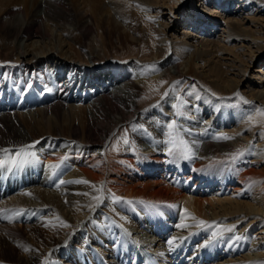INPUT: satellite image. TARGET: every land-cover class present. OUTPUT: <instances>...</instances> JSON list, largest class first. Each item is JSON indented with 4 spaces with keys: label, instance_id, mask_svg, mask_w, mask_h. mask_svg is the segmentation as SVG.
<instances>
[{
    "label": "bare ground",
    "instance_id": "6f19581e",
    "mask_svg": "<svg viewBox=\"0 0 264 264\" xmlns=\"http://www.w3.org/2000/svg\"><path fill=\"white\" fill-rule=\"evenodd\" d=\"M200 1L0 0V149L34 145L0 167V220L25 235L0 222V264H142L141 246L198 264L212 235L201 264L218 247L264 264V0ZM173 120L191 159L168 153Z\"/></svg>",
    "mask_w": 264,
    "mask_h": 264
},
{
    "label": "rangeland",
    "instance_id": "374dc122",
    "mask_svg": "<svg viewBox=\"0 0 264 264\" xmlns=\"http://www.w3.org/2000/svg\"><path fill=\"white\" fill-rule=\"evenodd\" d=\"M195 2H196V6L198 7V9L200 8V7H202L201 5V1L200 0H195ZM200 9H203V8H200ZM176 29H179V28H176ZM120 58L121 59H125V57H123V56H120ZM0 60H2V58L0 59ZM255 68V65H254V67L252 66V68H251V73L256 69H254ZM13 71V70H12ZM13 72H15V71H13ZM29 76H30V74H28ZM1 79H3V77H0ZM11 78H13V77H11ZM37 80V79H36ZM35 82H37V81H35ZM44 84V82H42L41 83V87H40V84H39V88H37V93L40 95L41 94V92H42V85ZM27 85H29L30 86V83H28ZM28 86V87H29ZM27 87V88H28ZM26 91H28V89H26ZM143 93H141L143 96L139 99V105L141 106V105H144L145 103H147V101H148V96L150 95V93L147 91V90H144V91H142ZM145 92V93H144ZM196 129V128H195ZM131 131H133V128L131 127ZM5 195V194H4ZM8 197H9V194H6L5 195V197L4 198H2V199H0V205L3 203V205H8L9 203H8V201H7V199H8ZM19 211L20 212H17V213H20V215H22L23 216V218H22V221H24L25 222V220H27L28 218H30L31 220H34L35 219V217H36V214L33 212V211H28L27 209H25V208H19ZM150 213V211H149V209H147V210H144L143 211V213ZM87 212H85V214H86ZM128 213V212H127ZM126 213V214H127ZM40 215V219H44V220H47V221H50V222H52V223H54V225L55 226H61L62 225V222L60 221V219L59 218H57V216L55 215V214H52V212L51 211H42L41 213H39ZM103 216H104V220L105 219H107L108 218V216H107V214H103ZM127 216H129V215H127ZM38 217V216H37ZM120 222H121V220H119ZM0 222H2V223H4L5 224V226H6V228L7 229H10L8 232H10V233H12L14 236H15V238L17 239V240H19L20 238H21V241H22V238H25V235H23V230L21 229V228H16L15 229V227L14 226H17L18 224H20V222L18 221V222H16V221H14V220H8V221H3V220H0ZM135 222H136V220H135ZM138 222H140V221H137L136 223H138ZM141 222H143L142 223V225H140V226H143V224L145 223L144 221H141ZM175 224H176V221H173L172 222V225H173V228H171V229H169V231L168 232H164V234H161V235H164L163 236V240L161 239V238H159L158 236H154L153 238V241H154V247L157 249V248H162V247H164L163 246V244H165V242H167L171 237H172V235L173 234H175V232H179V230H178V228H174V226H175ZM23 225V222H21V226ZM124 225V224H123ZM8 227H11V228H8ZM109 229H111V228H109ZM108 229V230H109ZM118 230V229H117ZM173 232V233H172ZM181 234L182 233H184V231H181L180 232ZM132 237H134V238H137V237H140V236H143L144 235V233H142L141 232V227L140 228H138V229H136V230H134V231H132ZM89 236V235H88ZM214 235H212V236H210L209 238H200V239H198L197 241H195L194 243H193V245H191V247L193 248V250L195 249L196 250V254H198V255H196L195 254V257H194V259H193V262L194 261H196V260H198L200 257L202 258V259H200V261L202 260V261H204V257H203V254H202V249L201 248H199V246H202V244L205 242V240H209V241H212L213 239H214ZM86 238H88L87 236H86ZM97 239L99 240V242H101V241H103V237L102 236H100V235H97ZM17 240H15V241H17ZM214 241H217V239H215ZM22 242H24V241H22ZM118 242V241H117ZM113 242H111V247L110 248H112V249H118L119 248V243L118 244H112ZM75 244H78V243H76L75 242ZM162 245V247H160V245ZM159 246V247H158ZM18 247V245H16V248ZM234 247V246H233ZM239 248H241V247H237V249L239 250ZM147 249V248H146ZM149 250V249H148ZM241 250L242 251H237V250H235V252L234 253H232V252H230V248H224V247H218L217 248V251L216 252H213L212 253V256L210 257V258H208V259H205V261H206V263L207 264H218V263H221V264H225L226 262H233V263H236V262H240V260H250V259H254L255 257H254V255H252V254H249L248 253V251L246 250V248L244 247V248H241ZM149 251H151V250H149ZM168 253V252H167ZM193 253V252H192ZM179 254H181V253H179ZM246 254H247V256H246ZM244 257H243V256ZM182 257L183 256H185V255H181ZM196 256L198 257V258H196ZM84 257H88V255H85ZM243 257V258H242ZM253 257V258H252ZM108 258H109V256H108ZM110 259V258H109ZM66 256L65 257H62V264H69V263H67L66 262ZM106 261V260H105ZM202 261L201 262H199V260L197 261L198 262V264H201L202 263Z\"/></svg>",
    "mask_w": 264,
    "mask_h": 264
},
{
    "label": "snow or ice",
    "instance_id": "6c2138e0",
    "mask_svg": "<svg viewBox=\"0 0 264 264\" xmlns=\"http://www.w3.org/2000/svg\"><path fill=\"white\" fill-rule=\"evenodd\" d=\"M167 94V93H166ZM213 95H215L213 93ZM239 95V94H237ZM241 99H243L241 97ZM260 116L264 117V109L260 110ZM177 116H180L181 113L179 111H177L176 113ZM250 121H254L253 117H249ZM167 128V135L169 137L167 143L170 145L169 149H168V153L169 155H174L176 156L178 159H191L194 155L193 149L191 147V145L189 144V142L187 141V139H185L183 137V135L181 134L183 129L180 128V126L178 125L177 121L173 120L171 122H169L166 125ZM190 131V130H188ZM218 139H232V137H228V136H221V137H217ZM32 147H34V145H29V146H25L23 148H21L19 150L18 153H16L14 156L11 154L9 149H0V153H3L6 157H10L9 159H0V167L5 166L8 163H11L12 165H17V164H22L26 162L27 157L34 155V153H32L29 149H31ZM237 155H242V153H238L236 155L232 156V159L235 160L237 158ZM52 167H57V165H53ZM77 183L79 182H84L87 183L86 181H76ZM65 183L63 180L60 181V184ZM99 199V198H97ZM115 199L119 200V197H116ZM129 203H131V201H129ZM186 211V210H185ZM20 213H17V215H19ZM200 225H206L207 222L206 221H199ZM66 226V225H65ZM186 225H181V227H185ZM228 231H231L232 229H227ZM174 240H169L167 241V243L169 245H173L174 244Z\"/></svg>",
    "mask_w": 264,
    "mask_h": 264
}]
</instances>
